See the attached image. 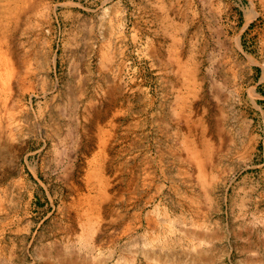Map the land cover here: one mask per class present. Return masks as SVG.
<instances>
[{
  "label": "rangeland",
  "instance_id": "374dc122",
  "mask_svg": "<svg viewBox=\"0 0 264 264\" xmlns=\"http://www.w3.org/2000/svg\"><path fill=\"white\" fill-rule=\"evenodd\" d=\"M0 264H264V0H0Z\"/></svg>",
  "mask_w": 264,
  "mask_h": 264
}]
</instances>
